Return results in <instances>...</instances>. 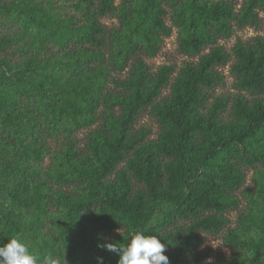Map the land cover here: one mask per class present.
I'll return each mask as SVG.
<instances>
[{"label":"trees","instance_id":"trees-1","mask_svg":"<svg viewBox=\"0 0 264 264\" xmlns=\"http://www.w3.org/2000/svg\"><path fill=\"white\" fill-rule=\"evenodd\" d=\"M119 1L0 0V245L16 237L61 264H117L97 246L102 234L121 243L142 230L161 237L169 264H213L195 248L203 232L225 229L235 254L214 264H264V38H237L230 53L215 45L173 77V65L152 72L141 58L111 74L137 52H159L172 31L167 9L177 50L199 55L230 35L232 20L257 26L264 0L237 14L227 0ZM106 15L118 18L107 57ZM230 55L233 85L252 98L238 93L229 105L212 90ZM145 108L159 126L152 140L134 129ZM97 121L78 146L75 133ZM247 168L250 208L230 228L225 212L240 204ZM69 182L77 187H61Z\"/></svg>","mask_w":264,"mask_h":264},{"label":"rangeland","instance_id":"rangeland-1","mask_svg":"<svg viewBox=\"0 0 264 264\" xmlns=\"http://www.w3.org/2000/svg\"><path fill=\"white\" fill-rule=\"evenodd\" d=\"M232 8L235 14L238 13V11L242 8L243 4L246 0H227ZM120 1L115 0V4H118ZM167 15L165 16V22L172 26V31L170 36L166 37L164 39V42L162 44L161 49L159 52L153 56L148 57L144 55L142 52L135 53L132 57H130L124 68L121 71H113L111 74L114 76H120L123 77L126 75L129 70V68L132 67L135 60L137 58H141V60L146 63L152 72L155 71V69L161 65V64H171L174 66V72L172 74V77L177 74L180 67L186 63V62H196L198 57L206 53L211 47L215 45H222L229 53L230 50L237 38H240L243 42H249L252 37L259 36L264 38V9L258 10V14L261 18L259 24L257 26H250L245 25L242 27H238L235 24V21L232 20L231 22V33L228 37H222L218 36L215 40V43L213 45H206L201 53L199 55H188L183 54L177 50V41H178V34L176 27L171 22V16H170V9H167ZM101 25L106 29L105 34V45L103 47L102 52L107 57L110 50H111V42L107 40V37L109 35V32L111 29H114L118 26V18L113 15H106L104 17L100 18ZM233 62V56L230 55V59L228 63L224 65L218 66V69L223 73L224 75V81L221 85L216 86L212 90V96H224L228 99L229 105L232 101V98L234 95L240 93L244 95L247 98H252L247 92L239 91L235 88L233 85L235 76L230 71V65ZM172 80V79H171ZM106 88L111 90L113 89L110 82L107 83ZM169 86H166L162 89L159 97L157 100H160L161 98L167 96L169 94ZM229 109V107H228ZM99 125L98 121L95 122L92 126L84 127L78 130L75 133V138L77 140V145L82 146L86 140V134L91 129H94ZM139 127H143L149 130V134L147 136V140L155 139L158 131L159 126L156 123L153 116L150 115L149 109L145 108L141 111L139 117L137 118V121L134 125V129H137ZM51 146V145H50ZM56 144H52V148H55ZM48 161V158L45 157L44 163ZM122 165V164H121ZM258 167V166H257ZM264 167V166H261ZM255 172L254 168H247L245 170V182L244 184L235 192L237 197L240 199V204L231 210H228L225 212V216L229 220V227L233 228L237 224V216L239 214H242L247 209L250 208V200L247 198V196L243 193V190L246 189L248 192H253L255 188V182L253 179V174ZM59 186V185H57ZM62 188L71 191L74 188L77 187L76 182H69L67 184H62ZM164 208L162 207L160 209V214L163 213ZM189 222V220H177L176 225H186ZM169 228H173V226H170ZM122 230H116L114 232H121ZM224 235H225V229H223L220 233L214 234V233H207L203 232V240L202 242L195 248L196 251H208L209 255L205 262L215 263L217 258L219 256L224 257L225 259H228L229 257L233 256L235 254V250L233 248H230L226 245L224 242ZM102 238L105 239L108 242H111V235L110 234H102Z\"/></svg>","mask_w":264,"mask_h":264},{"label":"clouds","instance_id":"clouds-1","mask_svg":"<svg viewBox=\"0 0 264 264\" xmlns=\"http://www.w3.org/2000/svg\"><path fill=\"white\" fill-rule=\"evenodd\" d=\"M97 246L116 254L117 264H169L161 237L145 234L142 230L133 231L121 243L105 242ZM97 261L103 264L102 257H97ZM0 264H61V261L51 253L40 257L31 252L26 243L12 237L0 245Z\"/></svg>","mask_w":264,"mask_h":264}]
</instances>
